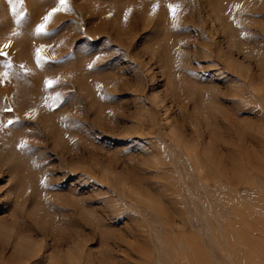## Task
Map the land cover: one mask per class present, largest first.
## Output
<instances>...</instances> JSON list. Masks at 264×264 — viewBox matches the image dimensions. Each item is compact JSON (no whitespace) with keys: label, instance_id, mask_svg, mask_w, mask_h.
<instances>
[{"label":"rangeland","instance_id":"obj_1","mask_svg":"<svg viewBox=\"0 0 264 264\" xmlns=\"http://www.w3.org/2000/svg\"><path fill=\"white\" fill-rule=\"evenodd\" d=\"M58 3L0 0V264H264V0Z\"/></svg>","mask_w":264,"mask_h":264},{"label":"snow or ice","instance_id":"obj_2","mask_svg":"<svg viewBox=\"0 0 264 264\" xmlns=\"http://www.w3.org/2000/svg\"><path fill=\"white\" fill-rule=\"evenodd\" d=\"M8 3L10 5H12V12L13 15L17 17V22H19L20 17L22 16V13H18L16 12L15 6H14V0H8ZM170 8V10L173 13V17H175V8L176 6H173L171 4H169L168 6ZM237 7H239V5H237ZM69 10L68 8V3L67 0H59V3L57 5V7L53 8L46 16L43 17V23H41L40 25H38L37 27V32L38 33H42L45 31V25L47 24V22L49 21V19L53 16L54 13L59 12V11H67ZM173 27H175V23L173 24ZM8 45H5V47H7ZM3 55H6V53H0ZM38 61H39V57H38ZM89 67H91V65H89ZM48 86H51L52 81H47ZM9 123H11V121H9ZM43 183V181H42ZM47 186V185H45Z\"/></svg>","mask_w":264,"mask_h":264},{"label":"bare ground","instance_id":"obj_3","mask_svg":"<svg viewBox=\"0 0 264 264\" xmlns=\"http://www.w3.org/2000/svg\"><path fill=\"white\" fill-rule=\"evenodd\" d=\"M207 111H208V109H207ZM35 199V198H34ZM48 227V226H47ZM59 234V233H58Z\"/></svg>","mask_w":264,"mask_h":264}]
</instances>
